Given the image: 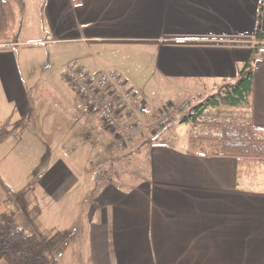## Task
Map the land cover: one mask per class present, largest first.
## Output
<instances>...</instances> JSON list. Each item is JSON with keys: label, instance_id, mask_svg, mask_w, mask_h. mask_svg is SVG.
Instances as JSON below:
<instances>
[{"label": "crops", "instance_id": "1", "mask_svg": "<svg viewBox=\"0 0 264 264\" xmlns=\"http://www.w3.org/2000/svg\"><path fill=\"white\" fill-rule=\"evenodd\" d=\"M14 1L19 40L0 43V126H8L0 151L9 152L19 125L38 164L22 162V204L1 164L0 181L22 215L38 207L36 230L23 231L43 239L58 264H264V181H239L236 159L183 148L165 138L169 131L123 146L100 117L82 113L64 74L73 63L91 74H120L139 92L150 123L170 97L195 102L238 82L253 48L264 46L255 37L261 0ZM27 52L38 60L27 62ZM46 56V85L37 86ZM52 58H65L61 70L52 71ZM242 108L264 129V48ZM42 154L49 158L43 165ZM22 155L34 157L26 147ZM17 209L7 212L16 224Z\"/></svg>", "mask_w": 264, "mask_h": 264}, {"label": "trees", "instance_id": "2", "mask_svg": "<svg viewBox=\"0 0 264 264\" xmlns=\"http://www.w3.org/2000/svg\"><path fill=\"white\" fill-rule=\"evenodd\" d=\"M263 12L264 0H261L255 34V37L261 41H264ZM18 21L19 16L14 0L0 5V43L13 39ZM262 48H264L263 45L253 48V57L239 73L237 83L228 84L219 96L194 105L189 114L180 121V124L190 125L193 128L203 124L208 127L206 134L190 137L191 145L195 148L198 143L201 145L211 143L217 145L220 150V153L214 156L236 159L239 181L253 178L255 167L259 163H264V129L255 126L249 116L214 118L212 121H206L205 117H208L206 113L209 109L218 108L222 103L232 108L248 104L253 93L254 65ZM7 127V125L0 126V130H4L3 133L6 134ZM103 174V171L97 172L96 187L102 182ZM2 262L7 264H58L57 261L49 258L48 248L43 239L37 235L26 234L17 226L13 216L5 214L0 217V264Z\"/></svg>", "mask_w": 264, "mask_h": 264}, {"label": "rangeland", "instance_id": "3", "mask_svg": "<svg viewBox=\"0 0 264 264\" xmlns=\"http://www.w3.org/2000/svg\"><path fill=\"white\" fill-rule=\"evenodd\" d=\"M19 32L20 29H18V31L16 33H13V37L14 39L19 40ZM32 33V32H29ZM26 31L23 33L22 38L20 39V41H23V43H26V39H24L23 37H26ZM39 46V45H38ZM38 54L36 52H27L25 54V59L27 60V62H29L30 64H33V62H36L38 60ZM54 57V56H53ZM63 59H57V58H52V71H54V69L59 68L58 70H61V66L63 63L66 62V60ZM51 63V60L49 57L46 56V63L45 66L41 69L40 71V66L38 65L36 67V70L34 68V72H36V75L38 74V72L40 71V75H41V80L39 83H37V81L34 83L33 80L30 78H26L25 77V73L24 77L26 79H24V82L26 87H28V89H30L31 87H34L37 83V86H45V80L48 78V74L49 71L45 68H48L49 65ZM51 70V69H50ZM21 72V71H20ZM228 84H224L219 86L217 89L214 90V92H212V94L203 96L202 98L200 97L199 99H197L195 102L191 101L194 105L198 104V103H202L205 102L206 100H208L211 97H216L219 96L223 91L224 88L227 86ZM3 87H4V83L0 74V100L2 99V97L4 96V91H3ZM30 92V90H28ZM162 100H164V97L162 98ZM184 101H186L185 99H183V97H170L168 99L167 102L171 103V104H175L176 106H180ZM166 102V103H167ZM165 103V104H166ZM193 105V106H194ZM191 110L189 109L186 113H182V114H177L174 117V120L172 121L173 123L167 127L165 129V131H169L166 135L165 138H170V137H175L179 140L180 142V146L186 149H192L195 153L196 152H201L204 153L206 152V154H218L220 153V150L218 148L217 145H213L211 143H205L203 145H201L200 143L196 144L197 146L195 148H193V146L191 145L190 142V137L193 135H202V134H206L208 132V127L206 125H200L197 128H193L190 125H183L180 124V121L189 114ZM243 108L242 107H238V108H232L229 107L227 105H225L224 103H222L218 108H211L207 111V116L205 117L206 121H212L214 118H232V117H238V116H242L243 115ZM159 118V117H158ZM155 120V119H154ZM153 122V121H150ZM6 134L3 133L4 130H0V144L5 140V138L8 135V128L6 129ZM151 137L152 136H157L159 134H150ZM25 147L29 148L31 150V152L33 151L34 153V157H21L23 156L22 153L23 151L25 152ZM9 152L8 150H3L0 151V164L2 169H4L6 175L8 176L9 180L11 181L12 184V189H14V191H17L18 196L17 198L19 199V204H22L23 199H27L24 197L22 190L24 189V185H27V178H28V169H21L22 167L25 168V166L22 165V162H24V164H30V165H35L37 163V160L35 161V156H37L36 154V146L33 145V143H31V141H29L28 139H26V137L23 136L21 137V131H20V127L19 125L14 126L13 128V132H12V139L10 140V144H9ZM8 149V148H7ZM38 151V150H37ZM7 153H12L13 155L9 157V155ZM36 154V155H35ZM49 160L48 155L46 157V154H42L40 155V160H38V162H40L42 165L44 163H46V161ZM35 161V162H34ZM38 164V163H37ZM128 165V164H127ZM262 166V168H261ZM264 165H260V169H255L253 174L255 176H253V178H255L253 180L254 184L260 183L262 184L264 181ZM40 167V166H39ZM12 194L10 195V192L7 191L6 187L4 186L3 182L0 181V215L1 214H5V215H9V213L12 209H17L16 208V203L15 200H12ZM38 207L36 206V203L33 205V210H31L30 214L27 215V217H25V215H22L19 210L18 211V215L16 217V221L17 224L19 225L20 229L23 230L22 228H31L34 230H36L37 228V224H39V219H38V211H37ZM1 217V216H0ZM28 219V220H27ZM29 220H33V222H29ZM77 224H75L74 227H76ZM73 226V224L71 225ZM45 229L48 231L49 234L52 235L53 230L50 229V227L47 225L45 226ZM29 229H25V233L26 234H31L30 232H28ZM69 231V230H68ZM74 232V234L77 232L76 230H72ZM76 235V234H75ZM49 244H52V238H49ZM54 250L53 247H51V251ZM54 254L50 253V257L53 258ZM70 256V255H68ZM67 256V257H68ZM1 264H7L6 262H2Z\"/></svg>", "mask_w": 264, "mask_h": 264}, {"label": "built area", "instance_id": "4", "mask_svg": "<svg viewBox=\"0 0 264 264\" xmlns=\"http://www.w3.org/2000/svg\"><path fill=\"white\" fill-rule=\"evenodd\" d=\"M64 74L66 82L82 102V113L100 117L104 127L113 131L123 146L145 133L165 131L175 115L186 113L194 105L190 100L180 106L171 104L159 118L149 123L150 114L139 92L120 74H91L74 63L66 67Z\"/></svg>", "mask_w": 264, "mask_h": 264}]
</instances>
